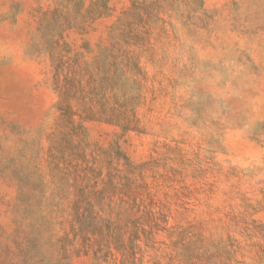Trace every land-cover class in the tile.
Returning a JSON list of instances; mask_svg holds the SVG:
<instances>
[{"label": "rangeland", "instance_id": "obj_1", "mask_svg": "<svg viewBox=\"0 0 264 264\" xmlns=\"http://www.w3.org/2000/svg\"><path fill=\"white\" fill-rule=\"evenodd\" d=\"M0 264H264V0H0Z\"/></svg>", "mask_w": 264, "mask_h": 264}, {"label": "trees", "instance_id": "obj_2", "mask_svg": "<svg viewBox=\"0 0 264 264\" xmlns=\"http://www.w3.org/2000/svg\"><path fill=\"white\" fill-rule=\"evenodd\" d=\"M100 90L101 87L99 89H96V91ZM115 90L116 89H113V95H115L116 98V95L119 91ZM58 92L60 100L58 102L57 110L64 111L65 115L70 120H72L73 116H81L80 118L84 121H99L110 125H120L123 120V114L119 113V109L126 110V107L129 104L128 101H123L120 104L116 103V107H119L118 111L114 107L107 109L104 103L101 102L98 98L99 92L98 94L85 92V90L83 89L71 87L68 83L62 86L58 85ZM72 98L77 100L76 110H74L73 106H71V104L69 103V100ZM123 128L125 131L132 130L127 126H124ZM174 231L175 228L168 229V232ZM170 237L173 238L172 243H174L179 257L186 261V263H190L192 261V257H190L188 254L190 253L191 247L195 243L194 237L187 235V232L185 231H180L177 234L173 233L172 235H170ZM138 239L139 237L136 236L131 241V244H133L134 247H138V244H136L135 242ZM119 244L122 245L121 242ZM120 248L123 247H116L117 250H119ZM134 256L135 255L131 254L129 257L132 258V262L135 260Z\"/></svg>", "mask_w": 264, "mask_h": 264}]
</instances>
